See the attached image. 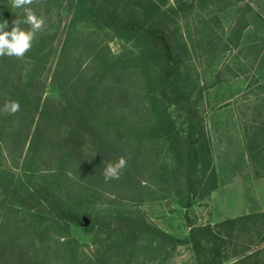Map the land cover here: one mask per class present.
<instances>
[{
	"label": "trees",
	"instance_id": "1",
	"mask_svg": "<svg viewBox=\"0 0 264 264\" xmlns=\"http://www.w3.org/2000/svg\"><path fill=\"white\" fill-rule=\"evenodd\" d=\"M49 1L31 0L27 7L43 19L49 13ZM241 1L227 0L222 9ZM90 2L89 12L94 20L80 34H75L76 22H72L74 31L54 56L52 65H47L46 56L36 58L31 49L20 58L0 56V108L6 102L19 103L15 113L0 112V151H5L7 157L0 165V264H144L165 261L182 245H190L203 264H224L232 246L227 229L233 232L242 225V232H247L248 221L258 232L259 243H263L261 213L213 226L189 223L185 239L168 235L139 215H95L84 228L93 232L91 248L85 245L86 250H78L80 246L75 245L72 253L68 233L50 225L41 228L44 220L31 212H45L56 223L78 226V211L83 204H97L105 193L143 204L162 199L156 193L167 192L171 186L180 202L184 195L182 207L188 209L199 198L205 172L211 179L210 191L217 186L205 121L199 109L202 94L196 89V78L182 71L186 44L176 27L174 11L161 18L138 11L124 0L111 5L106 0ZM245 7L233 25L240 31L247 27L242 13L253 14L249 5ZM22 16L23 10L13 8L11 0H0V21L7 22L6 30L11 29L16 17ZM254 16L261 20L255 13ZM38 34L39 31L35 38ZM126 37L155 52L160 60V95L167 106L178 108L183 119L184 128L177 130L181 136L175 145L165 135L161 161H154V154L149 164L144 160L145 143L130 134L140 129V119H127V113L135 111L134 97L138 93L134 86L142 74L130 66L122 67L126 55L114 56L107 46L108 40ZM246 42L249 44L244 50L252 53L250 61L257 64L255 70L260 73L256 79L261 82H254V87L264 93V36ZM188 78L191 85L187 88L184 85ZM47 84L58 91L56 102L45 97ZM261 108L264 111V99ZM254 126L245 138L246 151L252 164L257 161L258 169H264V120ZM159 141L156 137L151 143L159 146ZM146 142L148 145L150 140ZM22 157L24 162L36 161L46 175L33 178L31 172L25 171L22 176L16 175ZM121 157L125 165L119 177L105 180V166ZM51 234L58 246L53 259L41 263L34 240L47 246ZM234 264H264V247L240 257Z\"/></svg>",
	"mask_w": 264,
	"mask_h": 264
},
{
	"label": "rangeland",
	"instance_id": "2",
	"mask_svg": "<svg viewBox=\"0 0 264 264\" xmlns=\"http://www.w3.org/2000/svg\"><path fill=\"white\" fill-rule=\"evenodd\" d=\"M106 1L111 5L116 0ZM124 1L136 10L141 9L155 17H167L174 11L172 14L176 27L186 44V52L182 56L184 61L182 71L186 75H191L192 79L196 78V89L197 91L200 89L202 94L199 109L205 121L217 186L210 191L211 179L208 172H205L199 198L188 209L182 207L184 195L181 196L180 202L178 196L173 194L171 186L167 192L156 193L159 198L163 197L162 199L146 201L143 204L121 200L105 193L98 199L97 204H83L78 211L81 215L78 226L56 223L45 212H31L35 217L44 220L41 228L50 225L69 234L71 253L75 245L80 246L78 250H86L85 245L91 248L89 243L93 232H86L84 228L95 215H139L149 225L168 235L185 239L189 223L195 226H213L228 219L264 214V169H258L257 161L256 164H252L245 145V138L251 131L249 128L253 125L258 126L264 120V111L261 108L264 93L254 87V82H261L256 79L260 73L255 70L257 64L250 61L252 53L244 50V46L249 44L247 40L264 36V0H242L223 9L227 0ZM90 3V0L49 1L47 4L49 13L43 18L44 24L30 48L36 58L39 55L46 56L47 65L53 64L54 56L61 50L67 36L74 30L75 34H80L85 26L94 20L89 12ZM150 3L154 4L153 8ZM246 4L251 7L253 14L249 11L242 13L243 18L247 19V27L240 31L233 25L241 12L245 11ZM254 13L261 20H258ZM72 22H76L74 30ZM125 39L108 40L107 46L114 56L122 54L127 56L123 58L122 67L130 66L142 74L134 86L138 93V96L134 97L135 116L127 113V119H140V129L130 134L137 135V140H141V144L145 143L144 160L147 159L146 163L149 164L154 154H156L153 157L154 161H161L163 154L160 153L162 152L160 148L166 142L163 139L165 135L169 137V142L173 141L175 145L174 142L181 136L177 135V130L184 128L183 119L178 108L167 106L164 97L160 95L158 77L160 60L155 52L131 37ZM187 85H191L189 78L184 86L188 88ZM45 97L56 102L59 93L47 84ZM110 121L112 122L110 125L114 127L115 124L111 119ZM156 137L160 140L159 146L151 143ZM149 140L147 145L146 141ZM132 141L135 143V139ZM135 144L138 146L137 142ZM5 156V151H0V165L5 163L7 159ZM22 162L23 157L19 161V172H15L16 175L22 176L23 171L31 172L33 178H42L46 175L44 168L36 161L28 159ZM239 226L233 232L227 229V233L231 235L232 246L224 264H234L240 257L264 247V242L259 243L258 232L253 231L249 221L246 222L247 232H242ZM262 230L264 233V228ZM261 236L264 237V234L261 233ZM49 237L47 246L41 244L38 239L34 240L33 246L41 263L53 259L54 248L58 246L55 242L56 237L52 234ZM144 264H203V262L197 259L190 245H182L175 250L171 258Z\"/></svg>",
	"mask_w": 264,
	"mask_h": 264
},
{
	"label": "clouds",
	"instance_id": "3",
	"mask_svg": "<svg viewBox=\"0 0 264 264\" xmlns=\"http://www.w3.org/2000/svg\"><path fill=\"white\" fill-rule=\"evenodd\" d=\"M12 7L23 10V16L13 21L10 30L6 21H0V56L23 57L31 48L36 33L42 28L44 21L38 17L30 7L31 0H11ZM28 25L27 29L21 25ZM19 110V103L16 101L6 102L0 112L10 114ZM125 165V160L121 157L115 163H109L104 168L105 180L116 179Z\"/></svg>",
	"mask_w": 264,
	"mask_h": 264
}]
</instances>
